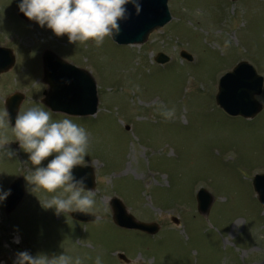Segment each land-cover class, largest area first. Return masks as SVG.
Segmentation results:
<instances>
[{
  "label": "rangeland",
  "instance_id": "1",
  "mask_svg": "<svg viewBox=\"0 0 264 264\" xmlns=\"http://www.w3.org/2000/svg\"><path fill=\"white\" fill-rule=\"evenodd\" d=\"M21 2L0 0V47L16 57L0 74V112L15 93L25 95L19 113L49 110L43 102L47 50L92 74L97 114L69 118L89 133L84 165L95 169L97 210L84 223L43 208V190L33 193L24 178L32 168L28 155L18 142L5 146L16 153L11 158L0 148V189L9 191L18 179L25 185L12 213L6 199L0 202V262L15 264L27 251L93 258L85 264L97 255L103 264H264V209L253 187L255 175L264 173V89L255 119L230 117L216 103L220 78L238 63L249 62L264 77V0H169L173 20L146 43L119 46L106 38L100 48L91 41L70 44L67 36L21 19ZM159 53L170 61L158 64ZM160 104L175 107L173 119L159 114ZM201 188L215 199L208 218L198 211ZM113 198L160 231L118 227Z\"/></svg>",
  "mask_w": 264,
  "mask_h": 264
},
{
  "label": "clouds",
  "instance_id": "2",
  "mask_svg": "<svg viewBox=\"0 0 264 264\" xmlns=\"http://www.w3.org/2000/svg\"><path fill=\"white\" fill-rule=\"evenodd\" d=\"M129 4L139 15V0H22L18 7L27 19L41 28L46 26L58 38L67 36L68 42L76 45L91 41L100 48L106 38L114 39L120 34V22L129 18ZM229 43L226 41L225 47ZM157 110L165 120L173 119L176 112L174 106L168 108L163 104ZM9 132L15 136L14 140ZM13 142H18L19 149L28 155L32 168L24 178L33 193L43 190V200L37 197L43 208L54 209L57 215L92 214L97 210L95 191L86 188L87 177L77 179L73 174L77 167L84 166L90 148L89 133L84 127L69 117L54 120L52 112L40 106L18 113L12 126L10 114L5 110L0 112V148L5 149L8 158L16 155L5 147ZM45 161L47 165L43 166ZM8 195L10 190L0 189V202ZM92 259L64 252L33 256L24 251L17 254L15 264H85ZM94 264H103L100 255L94 258Z\"/></svg>",
  "mask_w": 264,
  "mask_h": 264
},
{
  "label": "water",
  "instance_id": "3",
  "mask_svg": "<svg viewBox=\"0 0 264 264\" xmlns=\"http://www.w3.org/2000/svg\"><path fill=\"white\" fill-rule=\"evenodd\" d=\"M139 2L141 6L139 15L136 14L132 4L127 5L129 18L120 22V34L114 39L112 38L120 46L146 43L153 32L165 27L173 19L169 9V0H139ZM18 14L25 21L31 22L19 9ZM181 56L189 62L193 61L192 55L186 51H182ZM169 61L170 57L163 53L156 57V62L159 64H166ZM15 65L14 51L0 47V74L9 72ZM43 65L44 83L48 86L43 102L53 113L78 118L97 114L99 106L97 82L89 71L68 63L50 50L45 51L43 55ZM263 88L264 77L260 76L249 63L241 62L233 72L221 78L216 101L231 116L254 119L263 110V105L257 99L262 94ZM24 100V94L15 93L7 101V111L10 114L12 125L15 123V118ZM73 174L77 179L86 176V188L93 191L96 189V174L92 166L77 167ZM253 186L258 201L264 209V174L255 176ZM24 196V182L22 179H18L10 187L6 212L12 213ZM214 200V196L206 189L202 188L197 193L198 211L206 218H208ZM110 206L114 223L118 227L141 231L149 235H156L160 231V225L157 223L149 224L138 221L129 213L120 199L113 198L110 201ZM70 215L73 219L81 222H90L96 219L92 214L73 212ZM173 221L179 225L177 218ZM121 257L127 260L124 255Z\"/></svg>",
  "mask_w": 264,
  "mask_h": 264
},
{
  "label": "bare ground",
  "instance_id": "4",
  "mask_svg": "<svg viewBox=\"0 0 264 264\" xmlns=\"http://www.w3.org/2000/svg\"><path fill=\"white\" fill-rule=\"evenodd\" d=\"M16 239H17V241H20V238L19 237H17Z\"/></svg>",
  "mask_w": 264,
  "mask_h": 264
}]
</instances>
